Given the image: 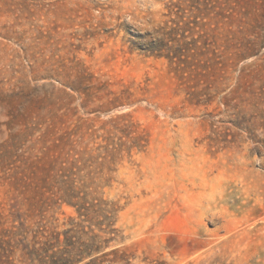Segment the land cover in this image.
I'll return each instance as SVG.
<instances>
[{"label": "rangeland", "instance_id": "374dc122", "mask_svg": "<svg viewBox=\"0 0 264 264\" xmlns=\"http://www.w3.org/2000/svg\"><path fill=\"white\" fill-rule=\"evenodd\" d=\"M0 264H264V0H0Z\"/></svg>", "mask_w": 264, "mask_h": 264}]
</instances>
